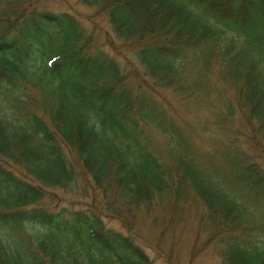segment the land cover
<instances>
[{"label":"trees","instance_id":"obj_1","mask_svg":"<svg viewBox=\"0 0 264 264\" xmlns=\"http://www.w3.org/2000/svg\"><path fill=\"white\" fill-rule=\"evenodd\" d=\"M30 1L0 0V264H178L200 236L185 264H264V0H78L105 44Z\"/></svg>","mask_w":264,"mask_h":264},{"label":"rangeland","instance_id":"obj_2","mask_svg":"<svg viewBox=\"0 0 264 264\" xmlns=\"http://www.w3.org/2000/svg\"><path fill=\"white\" fill-rule=\"evenodd\" d=\"M29 6H36L37 8L44 9L47 11H50L52 13H58L61 11H67L71 14H74L81 23L84 24H91L89 20L95 19L98 21V24L101 25L100 29L102 30L99 35L100 36V42L102 44L104 43L105 39L103 40V37L107 35L105 32V27L108 28V25L105 23V21H102L103 17L102 15L98 14L96 11V8L88 7L82 3H80L78 0H31ZM88 19V20H87ZM109 29V28H108ZM105 44V43H104ZM107 50L110 52L111 48L106 45ZM120 61L123 62L124 58L121 56H118ZM162 94L163 98V104L165 106L170 107V111L172 112V115L177 117L179 121H192L194 120L193 113H188L183 111L184 106L181 101H178L175 96H172L170 93V90H159ZM201 115L212 118V115L206 111L201 112ZM193 136L192 140L195 142V146L200 149L201 151H209L212 150L214 147L215 142L212 140H209L211 138V135L208 134V132L200 133L195 130L194 134H191ZM214 152L211 153L212 157L217 158V169L216 172L221 176L223 174V179L227 182L231 181L232 183L239 185L241 183V178L239 173L234 169L233 167V160L232 157L227 155L226 151L214 149ZM206 157L210 158L209 155ZM214 167V165H212ZM197 220H194L192 224V230L197 226ZM111 224L114 227H119L118 223L113 221ZM192 231L190 232V235L185 238L188 239L190 236H192ZM177 237H180V234L177 235ZM185 237V236H183ZM203 236H200L197 238V240H194L193 245L196 247L199 242L201 241ZM264 237L260 236L259 240L263 239ZM192 241V238H190ZM191 243V242H190ZM187 245H184L181 249L182 256L181 259H179L178 264H185V262L188 260V251L192 250L193 245L191 243ZM217 250L215 249V245L209 246L206 248L201 249L198 254L196 255V258L193 259L192 264H222L220 256L217 255ZM177 262V259H176Z\"/></svg>","mask_w":264,"mask_h":264}]
</instances>
